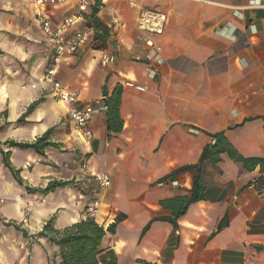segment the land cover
<instances>
[{"label": "crops", "instance_id": "crops-1", "mask_svg": "<svg viewBox=\"0 0 264 264\" xmlns=\"http://www.w3.org/2000/svg\"><path fill=\"white\" fill-rule=\"evenodd\" d=\"M79 1L48 8L56 27L78 16L69 36L90 27L91 8L79 15ZM102 4L98 17L111 28L108 48L84 43L55 77L95 107L105 103L104 85L109 93L121 85L124 125L109 136L106 111L99 112L90 124L94 138L78 143L68 105L46 79L54 48L35 19L34 0H0V264H61L58 247L37 234L51 218L58 230L88 219L84 207L95 172L111 177L95 220L106 231L101 264H264V187L254 183L260 170L248 171L227 155L203 167L206 184L226 192L223 200L193 203L178 228L156 220L141 236L150 220L171 215L161 200L189 193L195 170L160 180L197 164L212 141L209 133L226 130L241 154L264 158V0ZM142 7L168 16L164 33L151 35L162 47L153 59L136 37ZM50 129L57 146L45 156L7 143H31ZM3 151L25 185L70 184L47 194L28 191L5 166Z\"/></svg>", "mask_w": 264, "mask_h": 264}, {"label": "trees", "instance_id": "trees-1", "mask_svg": "<svg viewBox=\"0 0 264 264\" xmlns=\"http://www.w3.org/2000/svg\"><path fill=\"white\" fill-rule=\"evenodd\" d=\"M102 0H94L91 6V13L87 15V24L94 29V36L91 42L93 49H107L110 43L111 28L105 24L99 17L98 13L102 7ZM103 94L106 97V128L109 136L112 133H119L123 129V119L121 117V100H122V86L118 85L109 93L106 85L103 86ZM43 99L34 101L27 109L26 113L19 118L18 123L24 122V117L31 113ZM250 120V119H249ZM52 129L48 130L42 136L38 137L34 142H7L11 147L21 149H31L36 153L45 156V150L49 147H56L57 143L51 141ZM212 141L208 143L202 150L200 160L197 164L190 166H183L164 178L160 182L170 179H176V176L187 170H195L196 174L193 180V186L188 194H180L172 198L163 199L160 205L171 211L170 216L155 217L144 227L141 236H143L153 221L163 220L170 222L174 228H178L177 220L183 216L189 206L193 203L202 200L221 201L225 198L226 192L217 187H210L206 184L203 178L204 164L209 162L218 164L223 160V156L227 155L235 162L241 163L248 171H253L257 167L261 175L254 181L258 190L264 187V158L258 156H244L241 154L233 143L228 139L226 130L218 131L216 133H209ZM3 162L9 168L20 185H25L24 180L20 176V170L15 169L10 160L9 153L2 152ZM70 184L69 181H51L45 188H32L25 185L28 191H39L47 194L55 191L58 187H63ZM54 218L46 222L43 229L37 234L40 237H46L51 244L56 245L59 249V256L61 264H101L100 254L102 252V242L106 235L104 227L98 224L94 219H82L63 230L55 229L53 226ZM227 225V217H225L218 226L221 230ZM26 235V232H24ZM264 248V247H259Z\"/></svg>", "mask_w": 264, "mask_h": 264}, {"label": "built area", "instance_id": "built-area-1", "mask_svg": "<svg viewBox=\"0 0 264 264\" xmlns=\"http://www.w3.org/2000/svg\"><path fill=\"white\" fill-rule=\"evenodd\" d=\"M64 2L65 0H34L35 19L54 48L46 79L52 84L54 97L68 105L71 118L75 124V141L89 143L94 138L90 127L93 116L106 111L105 104L95 107L91 104L81 103L79 92L70 90L55 76L58 66L67 56L76 53L84 43L92 42L94 29L86 27L75 35L69 36V30L76 24L78 16L67 17L57 27L54 26L48 8L56 7ZM92 4H94V0H80L78 5L79 15L87 12ZM130 5L137 7V0H130ZM167 22L168 16L165 12L143 7L139 9L136 21V37L149 47L148 59H153L162 51V47L151 38V35H162ZM106 61H108L107 58L104 62L106 63ZM137 88L139 90L145 89L143 86H137ZM91 177L95 188L84 207V216L96 220L101 205L99 193L110 187L111 177L106 172H95ZM173 184H177V182L174 181Z\"/></svg>", "mask_w": 264, "mask_h": 264}]
</instances>
